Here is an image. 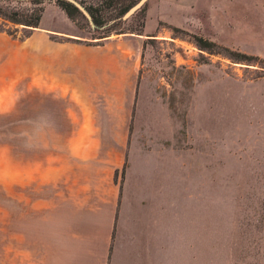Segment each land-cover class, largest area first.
I'll return each instance as SVG.
<instances>
[{"label":"rangeland","instance_id":"obj_1","mask_svg":"<svg viewBox=\"0 0 264 264\" xmlns=\"http://www.w3.org/2000/svg\"><path fill=\"white\" fill-rule=\"evenodd\" d=\"M156 8L159 0H148L143 22H128L134 30L144 23L141 35L104 37L101 27L71 21L48 0L37 32L87 45L141 39L131 152L121 177L158 181L161 208L176 211V264H264V0H195L181 27L149 21ZM16 28L15 93L9 99L0 89V225L8 224L10 176L22 175L25 158L41 156L40 139L24 137L25 118L40 112V99L24 96L18 45L27 30ZM194 37L214 47L201 50ZM224 49L250 60H232ZM143 189L130 187L133 201ZM18 194L16 187L13 209L23 208Z\"/></svg>","mask_w":264,"mask_h":264},{"label":"crops","instance_id":"obj_2","mask_svg":"<svg viewBox=\"0 0 264 264\" xmlns=\"http://www.w3.org/2000/svg\"><path fill=\"white\" fill-rule=\"evenodd\" d=\"M194 4L159 0L149 21L181 27ZM37 30L18 45V65L24 96L39 95L40 112L25 118L24 137L40 139L41 156L25 158L22 175L10 176L0 264H176V211L161 208L158 181L121 177L131 152L141 39L87 45L56 42ZM15 40L0 33V89L9 99ZM134 185L146 187L139 201L130 195ZM16 187L23 208L13 209ZM169 223L171 230L161 227Z\"/></svg>","mask_w":264,"mask_h":264},{"label":"trees","instance_id":"obj_3","mask_svg":"<svg viewBox=\"0 0 264 264\" xmlns=\"http://www.w3.org/2000/svg\"><path fill=\"white\" fill-rule=\"evenodd\" d=\"M47 1L48 0H0V33L8 35L12 39H17L16 27L20 26L27 30L20 40L23 41L28 38L34 29L39 28ZM53 1L71 21L75 22L77 19L87 20L79 9H77L70 2L64 0ZM76 1L87 9L95 28H102L105 35L104 37H108L112 33L116 35L128 33L141 35L144 23L140 24V29L138 30L128 28L127 24L130 20L140 16L142 17L141 22H143V13L146 8V3L135 11L129 18L124 20L123 15L132 6L138 3L139 0H92L95 3H90L89 5L86 4V0ZM7 25H10L13 29L8 28ZM172 31L174 33L182 32L178 28H172ZM51 40L63 42L57 41L53 38H51ZM72 42L79 43L77 41ZM194 42L201 50H211L210 47H214L213 44L200 37H194ZM224 52L227 56H229V58L238 62L250 60L249 57L240 53H234L227 49H224Z\"/></svg>","mask_w":264,"mask_h":264},{"label":"water","instance_id":"obj_4","mask_svg":"<svg viewBox=\"0 0 264 264\" xmlns=\"http://www.w3.org/2000/svg\"><path fill=\"white\" fill-rule=\"evenodd\" d=\"M67 2H70L71 4H73L77 9H79V11L84 15V17L89 21V23L91 24V26L94 27L92 18L89 14V12L87 11V9L81 5L79 2H77L76 0H64ZM148 0H139L138 3H136L134 6H132L124 15H123V19H127L129 18L135 11H137L142 5H144Z\"/></svg>","mask_w":264,"mask_h":264}]
</instances>
